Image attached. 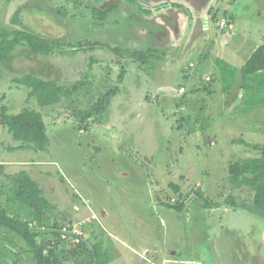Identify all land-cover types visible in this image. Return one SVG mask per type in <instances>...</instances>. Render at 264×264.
<instances>
[{"label":"rangeland","instance_id":"rangeland-1","mask_svg":"<svg viewBox=\"0 0 264 264\" xmlns=\"http://www.w3.org/2000/svg\"><path fill=\"white\" fill-rule=\"evenodd\" d=\"M149 1L138 0L150 11L143 19L164 36L147 43L129 23L144 14L123 0L110 4L128 12L127 21L101 26L90 0H0L2 27L66 44L47 57L18 47L0 64V108L41 112L49 140L46 151L18 148L0 127L2 192H10L2 176L27 173L52 205L49 216L78 226L87 248L99 242L109 264H264V219L252 211V191L232 186L227 175L230 163L255 157L246 144H264V106L244 105L239 74L224 94L216 64L240 68L264 42V0H209L202 17ZM104 44L120 47L123 57ZM151 46L162 59L143 66L127 56ZM28 74L54 80L66 95L38 107L14 82ZM115 87L100 121L80 127L79 112ZM169 183L183 195L202 192L214 207L197 198L181 212L160 206L157 200L178 197ZM9 196L11 213L28 218ZM2 240V257L4 244L17 254L8 264H36L21 240ZM64 248V264H87L80 249Z\"/></svg>","mask_w":264,"mask_h":264},{"label":"trees","instance_id":"trees-1","mask_svg":"<svg viewBox=\"0 0 264 264\" xmlns=\"http://www.w3.org/2000/svg\"><path fill=\"white\" fill-rule=\"evenodd\" d=\"M90 1L98 5L91 7L92 15L97 17L98 23L117 17V5L110 4L108 0ZM123 1L140 10V13L148 14L147 11L137 7L136 0ZM118 22L117 19L114 20L113 25ZM65 45L63 42H57L32 32L20 29L8 30L0 25V64L9 60L18 47H25L35 55L47 57L56 51L63 52ZM104 47L117 57H123L124 51L120 47H111L109 44H104ZM163 55L161 50L148 47L142 51L130 52L127 56L144 66L150 64L152 60L162 59ZM216 64L221 71L220 80L224 94H229L235 87L239 74L244 105L250 110L264 106V42L253 51L240 68H235L221 59H217ZM122 77L123 74L118 78L121 80ZM14 82L26 87L28 89L27 98L33 99L40 108L58 104L67 93L54 80H44L30 74L14 79ZM116 94L117 88H111L99 97L88 110L79 112L77 116L79 126L87 128L100 121V116L107 110L110 99ZM0 127H5L11 138L21 143L18 148L27 147L35 152L47 149L49 140L43 116L41 112L33 108L24 107L16 114H8L6 108L1 107ZM246 147L256 154L255 157L230 163L227 167L228 181L232 186L246 187L252 191V211L264 219V144H246ZM3 179L10 183L11 202L18 203L22 211L28 214V218H23V214L11 213L8 200L10 192L8 190L2 192L4 185L0 182V197L5 195L3 199H6L4 203L0 202V233H3L6 238L21 240L32 253L36 264H64V261L59 257L68 253L64 248L66 244L75 247L70 251L71 254L75 249H80L82 256L87 257V264H109V256L103 251L99 242L92 246V249L87 248L86 240L82 239L83 232L78 243L74 242L75 237L70 234H67L65 239H61L62 227H71L72 225L64 222L58 224L49 216L48 211L52 205L43 197L40 187L27 173L22 171L4 175ZM168 187L178 197L169 201L160 200L158 202L157 200L160 206L167 209L181 212L187 200L193 198L201 199L203 207L206 209L213 208L215 205L213 200L205 197L200 191L195 190L183 195L180 194L178 185L169 183ZM7 188L9 189V187ZM6 238H0V247H2V239ZM8 241L10 242L8 244L11 245V239ZM4 245L6 247L3 246L4 255L3 257L0 255V264H8L7 257L17 256V254L13 255L14 251L7 244ZM11 264L17 263L13 261Z\"/></svg>","mask_w":264,"mask_h":264},{"label":"crops","instance_id":"crops-1","mask_svg":"<svg viewBox=\"0 0 264 264\" xmlns=\"http://www.w3.org/2000/svg\"><path fill=\"white\" fill-rule=\"evenodd\" d=\"M41 1L43 2L44 0H41ZM110 1L111 0H108V2H110ZM112 1L114 2V0H112ZM168 1L173 3V7L176 10H178V12H181L180 14H184L185 16L188 14L190 16L191 14H194L195 15V13L200 12V16L202 17L201 13L203 11V8L206 6V3L209 0H150L149 2L154 3L156 5V4H161V3L168 2ZM113 2H112V4H113ZM114 5H117L118 6V4H115V3H114ZM136 5H137L138 8L147 11L148 14L147 15L146 14L145 15H140V16L138 15L137 18H135V19L134 18H130L131 19L129 21L130 25H137L138 26L137 32L141 36H144L145 37L147 43L152 38H157L158 39V38L163 37L164 35L162 34V32H161V30L159 28H153L151 26V22H147V21L145 22L144 21V19H143L144 16H149L150 15V11L144 9L141 6V4H139L138 0H136ZM97 6L98 5L92 3V7H97ZM129 9H130V7H129ZM116 14H117V17L119 18V20L121 19L120 20L121 22L127 21L126 17L128 16V12L125 11V15H123V13L121 12L119 6H118V9H117ZM163 19L166 20V21H169L172 24L177 23V22L174 21L173 18H170L167 15L166 16H163ZM104 22L105 23H107V22L112 23L110 20H107V21H103L102 23L99 22L98 23L99 24L98 26H101ZM110 23H108V27L111 25ZM170 23H168V24H170ZM105 25H107V24H105ZM173 31L175 32V27H173ZM152 48H155V47H152ZM155 49H157V48H155ZM1 166L3 167L5 165L4 164H1L0 167ZM65 221H67V220H65Z\"/></svg>","mask_w":264,"mask_h":264},{"label":"built area","instance_id":"built-area-1","mask_svg":"<svg viewBox=\"0 0 264 264\" xmlns=\"http://www.w3.org/2000/svg\"><path fill=\"white\" fill-rule=\"evenodd\" d=\"M67 234H70L75 237L74 242L78 243L79 238L82 236V230L76 226L72 225L71 227L64 226L61 229V239H65L67 237Z\"/></svg>","mask_w":264,"mask_h":264}]
</instances>
